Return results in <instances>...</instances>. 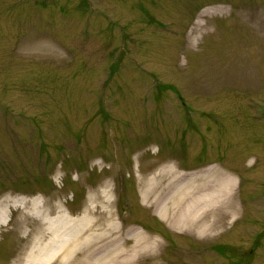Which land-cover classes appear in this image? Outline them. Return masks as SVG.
<instances>
[{
	"label": "rangeland",
	"instance_id": "374dc122",
	"mask_svg": "<svg viewBox=\"0 0 264 264\" xmlns=\"http://www.w3.org/2000/svg\"><path fill=\"white\" fill-rule=\"evenodd\" d=\"M219 174L196 227L155 214ZM22 198L150 242L136 264H264V0H0V264L33 246Z\"/></svg>",
	"mask_w": 264,
	"mask_h": 264
},
{
	"label": "bare ground",
	"instance_id": "6f19581e",
	"mask_svg": "<svg viewBox=\"0 0 264 264\" xmlns=\"http://www.w3.org/2000/svg\"><path fill=\"white\" fill-rule=\"evenodd\" d=\"M216 11L222 12L221 9ZM206 15L201 14L202 17ZM200 26L197 24L196 27ZM176 176L178 175L174 178ZM155 178L156 176L148 183V195L142 196L144 203L149 202V192L156 182ZM178 178L179 176L168 182L165 197L163 195L160 197L162 199L154 198L152 202L155 203V214L174 228H181L182 225L196 227L198 224L194 217L200 215L202 209H208L212 203L223 198L234 186V180L226 175H221L219 181L205 182L197 187H188L196 178L185 180L183 183L179 182ZM21 200L25 207H28V203L31 204V210L40 223L34 234L33 246L22 264H136L132 254L147 249L150 243H143L141 239L135 242L131 249L117 247L121 237L115 236L113 231H118L119 228L115 225L104 228L103 219L92 215L89 207L85 208L81 215L71 217L56 210V207L46 208L45 204L37 199ZM6 223L7 206L1 204L0 224Z\"/></svg>",
	"mask_w": 264,
	"mask_h": 264
}]
</instances>
